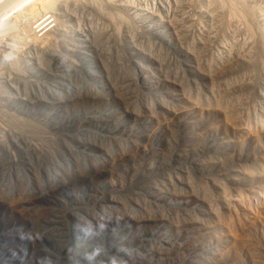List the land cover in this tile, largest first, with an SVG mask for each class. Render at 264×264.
<instances>
[{"label": "rangeland", "instance_id": "rangeland-1", "mask_svg": "<svg viewBox=\"0 0 264 264\" xmlns=\"http://www.w3.org/2000/svg\"><path fill=\"white\" fill-rule=\"evenodd\" d=\"M9 50L0 256L264 264V0H0Z\"/></svg>", "mask_w": 264, "mask_h": 264}, {"label": "clouds", "instance_id": "clouds-1", "mask_svg": "<svg viewBox=\"0 0 264 264\" xmlns=\"http://www.w3.org/2000/svg\"><path fill=\"white\" fill-rule=\"evenodd\" d=\"M13 48L15 46H12ZM15 59V54L12 50H9L6 54H0V63L11 62ZM125 220L123 215H116L115 217H101L96 223L85 222L81 228L84 234V240H91L99 237L104 232L108 231L109 225L115 223L117 226ZM130 227L131 225H127ZM21 239H31V236L20 230ZM126 255L131 256L134 252L133 249L122 248ZM27 255L26 248H20L19 251L12 250L11 257H6L5 255L0 256V264H13L14 261L18 260L20 264H24V260ZM102 256H107V260H100ZM38 264H56V261L52 259L51 256L45 255L40 257ZM63 264H127L125 260L119 258L115 255L109 256L106 249L102 246H95L88 251H81L79 246V241L66 249V254L63 260Z\"/></svg>", "mask_w": 264, "mask_h": 264}]
</instances>
